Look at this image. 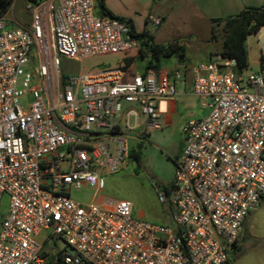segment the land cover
<instances>
[{
    "label": "built area",
    "instance_id": "built-area-1",
    "mask_svg": "<svg viewBox=\"0 0 264 264\" xmlns=\"http://www.w3.org/2000/svg\"><path fill=\"white\" fill-rule=\"evenodd\" d=\"M26 10V25L0 19V264H227L264 200V70L238 73L220 53L189 69L209 114L189 122L174 178L158 193L173 232L137 217L128 199L82 203L72 193L105 189L104 174L135 149L129 139L145 135L133 132L162 126L159 105L178 94L187 67L129 80L122 66L61 75L59 56L126 55L140 40L126 21L98 15L96 0H37ZM122 102L141 113L123 115ZM44 230L75 254L54 257L37 240Z\"/></svg>",
    "mask_w": 264,
    "mask_h": 264
},
{
    "label": "rangeland",
    "instance_id": "rangeland-1",
    "mask_svg": "<svg viewBox=\"0 0 264 264\" xmlns=\"http://www.w3.org/2000/svg\"><path fill=\"white\" fill-rule=\"evenodd\" d=\"M26 0H15L11 9L5 16L9 21L26 25L29 23V16L26 10ZM166 24L162 26L149 25L150 30L158 35V39L165 38L164 29ZM189 25V22L187 23ZM203 29L202 36L209 35V29L204 24H199ZM51 37V36H50ZM223 34L219 32V38L214 43V52L221 49ZM187 52L192 55L193 62H199L205 59V54H195L193 48L189 45L208 43L204 40L197 42L193 40L187 42ZM132 52V51H131ZM216 53V52H215ZM130 54V53H129ZM128 55V54H127ZM126 56L123 53L109 54L96 57H88L83 61H74L64 56H59L61 62V75L71 76L80 70L89 72L90 69L100 65L114 66L122 57ZM150 61L149 57L137 58L130 68V73L136 70L142 72L147 67ZM178 94L173 98L177 101V111L171 119V122L162 120V126L159 129H150L146 133V127L135 130L134 134H142L140 140L135 141L129 139L130 148L142 146L143 159L141 165L133 162L131 159L126 160L118 172L112 174H104L106 181L105 189L102 192H97L91 188L82 191H74L72 197L82 203L90 202L95 195L99 201L105 197L117 199H128L134 205V213L146 221L154 224L168 227L173 232L177 230L176 222L173 218V209L168 203L159 201V192L171 184L176 169V160L179 157L185 141L186 128L190 121L205 118L209 114V109L202 108V104L207 101L202 98L192 96H180L183 90V79L180 78L176 82ZM200 99V100H199ZM28 99H22V104L27 106ZM123 115L127 109L135 108L141 113L138 104H130L122 102ZM165 101H161L159 105L160 112L165 110ZM144 119V116H141ZM134 120L131 119V124ZM6 201L3 203L0 214V230L4 215L6 212ZM37 240L41 243L47 240L49 250H52L54 257L61 251H67L75 254L72 247L67 245L64 240L56 235L51 236V231L44 230L37 236ZM241 251H230L229 264H264V201L260 207L251 213L247 226L244 225L241 241L239 242ZM229 262V261H228ZM227 262V263H228Z\"/></svg>",
    "mask_w": 264,
    "mask_h": 264
},
{
    "label": "crops",
    "instance_id": "crops-1",
    "mask_svg": "<svg viewBox=\"0 0 264 264\" xmlns=\"http://www.w3.org/2000/svg\"><path fill=\"white\" fill-rule=\"evenodd\" d=\"M106 8L116 17L125 20H131L135 26L137 33L143 32L145 29L154 37L158 44L167 45L173 41H180L188 49V41L206 40L208 43L189 45L193 48L195 54H205V59L199 62H193L192 55L187 52V60L185 63L180 62L177 57L173 56L162 60L161 69L162 74L173 73L182 66H186L187 70L184 73L183 90L180 96H194L193 93V75L189 70L191 67L210 62L219 51L214 52V43L211 41L212 37V20L225 19L241 12L245 7L264 5V0H104ZM98 11V9H97ZM151 18L161 19L162 26L166 24L164 29V40L158 39V35L153 33L149 25L152 24ZM12 22V21H10ZM189 22L190 27L187 26ZM14 24V22H12ZM199 24L207 26L209 35L204 37L201 32L203 29ZM248 49V67L247 70L253 72L262 71V58H264V27L255 35H250L246 40ZM130 53V54H129ZM128 55L122 57L114 66L100 65L93 67L89 71H99L106 69L125 67L127 72L126 80L131 79V76L142 72L135 71L130 73V68L135 62V59L140 57L139 51H130ZM132 60L130 65H127L128 60ZM197 97V96H195ZM200 100V99H199ZM164 118L166 122L170 123L172 117L177 111V101L172 99L165 101ZM202 108H204L202 106ZM207 109V108H204ZM208 110V109H207ZM264 201V200H263ZM250 217V216H249ZM245 221L247 226L248 219ZM242 237V236H241ZM241 241V240H240Z\"/></svg>",
    "mask_w": 264,
    "mask_h": 264
},
{
    "label": "trees",
    "instance_id": "trees-1",
    "mask_svg": "<svg viewBox=\"0 0 264 264\" xmlns=\"http://www.w3.org/2000/svg\"><path fill=\"white\" fill-rule=\"evenodd\" d=\"M27 2H35L37 0H26ZM15 0H0V19L5 17ZM97 13L100 16H108L124 20L130 26L132 32L136 34V37L140 40V57H149L150 61L145 68V72L148 70L159 71L161 69L162 60L170 57H177V59L185 63L187 60V48L185 45L180 44V41L176 40L170 42L167 45L158 44L155 42L154 37L149 33L148 29H145L141 33H137L135 26L131 20H125L120 17L114 16L105 6L104 0H96ZM212 37L211 41L216 43L219 38V32L223 34L221 49L219 53L223 57L234 59L236 62V70L241 73L248 67V49L246 46V40L250 35L257 34L261 28L264 27V5L260 7L248 6L236 15L227 17L225 19H213L212 20ZM132 60L127 61V65H130ZM262 70H264V58H262ZM130 159L141 165L143 154L142 146L139 145L136 149L131 150ZM239 244L235 247L234 251H241ZM230 263V260L227 264ZM55 264H63L59 259V262Z\"/></svg>",
    "mask_w": 264,
    "mask_h": 264
}]
</instances>
